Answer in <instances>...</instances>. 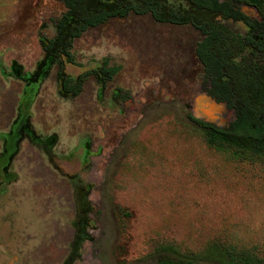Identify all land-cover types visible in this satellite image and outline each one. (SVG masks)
<instances>
[{"label": "rangeland", "instance_id": "obj_1", "mask_svg": "<svg viewBox=\"0 0 264 264\" xmlns=\"http://www.w3.org/2000/svg\"><path fill=\"white\" fill-rule=\"evenodd\" d=\"M64 10L60 0H0V135L18 132L30 114L54 162L71 153L60 169L79 178L55 172L46 148L21 136L5 155L3 172L15 178L0 195L9 253L0 252V264H153L164 253L158 244L196 251L216 240L264 257V165L210 148L188 117L217 126L233 117L204 91L193 51L199 32L148 13L113 17L75 37L69 62L58 60L33 87L25 74L42 57L38 33L52 36ZM101 63L117 68L102 91L93 69ZM59 66L79 80L73 96L59 92ZM81 144L96 154L86 164ZM3 146L0 139V154Z\"/></svg>", "mask_w": 264, "mask_h": 264}, {"label": "trees", "instance_id": "obj_2", "mask_svg": "<svg viewBox=\"0 0 264 264\" xmlns=\"http://www.w3.org/2000/svg\"><path fill=\"white\" fill-rule=\"evenodd\" d=\"M60 1L65 10L55 19L52 36L38 33L42 57L36 62V70L25 74V80L33 87H37L53 64L60 65L58 60L69 62L66 56L75 37L110 18L148 13L159 23L189 24L200 34L193 51L201 64L203 77L208 80L205 93L224 101L233 111L232 119L225 126L189 114L194 130L210 148L264 165V0ZM241 5L251 8L248 14L242 12ZM61 67L57 73L59 92L66 97L73 96L79 89V80L67 77ZM20 68L11 63L15 74ZM93 69L99 71L95 76L101 88L117 68L104 69L101 63ZM31 77L36 78L35 83ZM81 239L77 234L75 241ZM155 248L164 253L153 264H264V257L250 249L218 240L196 251L183 250L172 243L158 244Z\"/></svg>", "mask_w": 264, "mask_h": 264}, {"label": "flooded vegetation", "instance_id": "obj_3", "mask_svg": "<svg viewBox=\"0 0 264 264\" xmlns=\"http://www.w3.org/2000/svg\"><path fill=\"white\" fill-rule=\"evenodd\" d=\"M99 89H100V91H102L104 89V87H101ZM115 93H116V91H115ZM115 93H112V96H114ZM116 95H117L116 97H118V94H116ZM22 107L20 108V106H18V108H17V116H19L20 114L21 115L24 114L22 112ZM28 116L26 117L25 120H24V117H25L24 115L19 117L21 119V122H19V125H18V132L14 131L16 128L11 126L6 132L2 133L3 135L2 134L0 135V139L2 141V145H4L3 148H2L3 149V152H2L3 153V158H0V195H2L4 193V191H5L4 188H3V184L7 183L10 180H13L15 178V174L14 173L13 174H11V173L10 174H6V173L3 172V170H4L3 168L11 166L10 165L11 164V161H10L11 159H10L9 156H10V154L12 152H15L17 150L15 148V146L18 145L17 143L19 142V140H23V139H21V136L23 137L24 135L27 136L26 140H28V142H30V144H36L39 147L43 146V148L44 147L46 148V153L48 154V158L51 160V162H53V166L55 168V172H58L63 177L67 176V178H70V180L77 178L76 171L72 172V173H64V171H62L60 169V166L62 168L63 165L65 167L68 166V165H71L72 160L69 157V155L71 153L64 155L63 156L64 159H60L61 161L58 160L60 162H58V161L54 162L55 159L53 160V158H51V156H53V154L51 152L52 151V143L47 144L46 142L48 141V138H47L48 136L47 137L43 136V138L40 137L39 132H37L31 125H29L30 124V120H29L30 119V114H28ZM16 119H15V121H17ZM27 119H28V121H26ZM26 122L28 123V125L26 124ZM53 137L55 138L54 135H53ZM8 143H10L9 144L10 146L13 145L14 148L13 149H9L7 151ZM84 145H82V144L80 145V147L82 146L80 148V154H81V156H83V158H82V162L83 163L87 162L88 158L90 156L96 155L93 151H91L88 147H86V145L85 146ZM96 150H98V152L100 150L98 145L96 147ZM98 152H97V154H98ZM6 154H9V156L7 155V157H5ZM78 179L79 178H77V180ZM83 187L84 186H82V189H84ZM82 192H83V190H82ZM86 202H87V200L85 198H84V200H82V198H81V203L79 205L80 213H82L85 210L86 207L84 208V206H86L85 205ZM81 218L82 217H80V220H81ZM3 221H4V219L0 216V230H1L2 225H3ZM0 252L4 253L6 256H9V253L6 251V248L3 246L1 239H0Z\"/></svg>", "mask_w": 264, "mask_h": 264}]
</instances>
